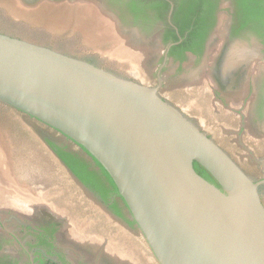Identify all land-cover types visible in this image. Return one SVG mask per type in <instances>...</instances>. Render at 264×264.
Masks as SVG:
<instances>
[{"label": "water", "instance_id": "1", "mask_svg": "<svg viewBox=\"0 0 264 264\" xmlns=\"http://www.w3.org/2000/svg\"><path fill=\"white\" fill-rule=\"evenodd\" d=\"M157 82L0 33V101L102 166L157 264H264V179H251Z\"/></svg>", "mask_w": 264, "mask_h": 264}, {"label": "flooded vegetation", "instance_id": "2", "mask_svg": "<svg viewBox=\"0 0 264 264\" xmlns=\"http://www.w3.org/2000/svg\"><path fill=\"white\" fill-rule=\"evenodd\" d=\"M164 1L168 3L165 14L155 0H92L105 18L116 26L123 43L139 51V56H144L147 76L154 77V82L147 81L145 84L156 86L157 78L160 77V90L164 83V73L170 70L172 77L177 76L179 80L190 78L193 80L190 85L209 93L210 101L240 114L238 133L242 131L250 134L258 141L264 139V0H216L215 25L202 41L200 53L183 49L174 55L169 53L170 48L181 43L183 37L171 16L174 2L179 3L181 0ZM198 1L202 3V12H206L210 0ZM204 22L203 25L209 24L206 15ZM172 30L177 41H171ZM165 37L168 38L166 41ZM168 45L170 47L165 54ZM178 55L184 58L180 60L176 57ZM189 66L197 72L183 75L184 69ZM151 68H154V72ZM228 101L237 104L232 107ZM28 119L37 122L44 130L38 132L39 136L69 181L71 191L65 187L62 196L72 192L70 198L77 197L88 208L93 205L100 210L98 216L89 217L85 219L86 223L77 225L73 222L74 215L62 205L55 206L52 202L49 205L41 202L33 204L30 189L28 193H20L18 190L21 175L16 172L14 166L18 168V164L15 165L12 159L10 166L7 162L8 166L0 169V264H142L143 254H146L148 248L144 242L143 246L139 243L140 247L133 248L131 239H127L126 233L135 232L137 236L139 231L121 197L112 193L103 201L95 190L83 184L69 170L49 143L73 154L86 164L88 171L99 174L101 171L95 160L58 131L34 118ZM51 130L61 140H54ZM204 132L214 138L210 131ZM2 145L0 166L5 164ZM262 160L264 158L258 162L262 175L251 177L255 181L264 179ZM26 177L27 183H32L28 186L35 189L34 180L29 174ZM105 185L111 188L106 182ZM37 192L42 197L45 191ZM114 203L119 212L111 206ZM74 214L78 215V212ZM121 227L125 229V234L120 233ZM132 252L137 256L132 255Z\"/></svg>", "mask_w": 264, "mask_h": 264}, {"label": "rangeland", "instance_id": "3", "mask_svg": "<svg viewBox=\"0 0 264 264\" xmlns=\"http://www.w3.org/2000/svg\"><path fill=\"white\" fill-rule=\"evenodd\" d=\"M93 4L95 3L92 0H0V33L35 44L47 45L67 55H76L123 78H133L143 83L154 82L153 76H147L144 56L142 54L139 56V51L130 49L131 53L139 56L135 57L129 54V51L125 52L122 48H117L120 42H123L121 35L117 33L116 26L105 18L101 9ZM115 43L117 46H114ZM157 50L160 51L159 48ZM92 52L100 55L102 60L97 61L86 56ZM151 71L154 72V68H151ZM196 72L197 70L189 66L184 69L183 75H193ZM171 73V70L165 71L164 83L159 90L160 95L181 109L204 131H210L213 139L250 177H260L262 171L258 162L264 158V139L258 141L255 136L244 134L242 131L238 133L240 114L237 111L222 108L219 103L210 101V94L203 89L193 88V85H190L193 80L190 78L179 80L177 76L172 77ZM228 104L234 107L237 102L228 101ZM28 118L0 101V145L3 144V148L6 146L4 161L8 160L9 164L13 159L15 165L18 164V168L17 165L14 167L21 175V184H17L21 189H18L20 193L24 191L28 193L30 189L33 204L41 202L49 205V202H52L55 206L62 205L74 215L73 222L77 225L86 223L89 217L98 216L100 210L97 209L98 207L92 205L88 208L85 203L77 200V197L70 198L73 196L72 192L71 195L62 196L65 187L71 191L69 181L64 176L65 172L57 163V159L39 136L38 132L44 130L37 122L31 120L32 123ZM51 137L57 141L61 140L52 130ZM8 164L0 166V169L2 170L3 167L5 169ZM28 174L34 180L35 189L30 187L31 181V185L27 183ZM60 188L62 190H59ZM43 189L45 194L42 193L41 197L37 191ZM259 193L264 204V185L259 187ZM76 212L78 215L74 214ZM117 232H119L118 228ZM125 232L121 227L120 233L125 234ZM126 235L127 239H131L133 248L140 247L139 243L143 246L139 234L136 236L135 232H132ZM125 238L126 236L124 240ZM136 251L140 252V250ZM134 254L135 252H132V255ZM143 256L142 264H157L149 249Z\"/></svg>", "mask_w": 264, "mask_h": 264}, {"label": "trees", "instance_id": "4", "mask_svg": "<svg viewBox=\"0 0 264 264\" xmlns=\"http://www.w3.org/2000/svg\"><path fill=\"white\" fill-rule=\"evenodd\" d=\"M155 1L158 7H161L163 9L164 14H165L168 8V3L164 0H155ZM216 2H217L216 0H210L209 2L210 5L208 9L206 10V12L204 11V13L202 12V9H200V6L202 3L198 0H181L179 3L174 2V8H173L171 20L177 26L179 34L183 37V40L181 41V43L177 45H173L170 48V51H169L170 54L174 55L176 53H179V51L181 50L183 51V49L190 50L196 53H200V47L203 44L202 41L206 37L207 32L211 30L215 25V21H216L215 8L217 4ZM159 13L161 14L160 11ZM205 15L208 16L209 24L203 25L205 24L204 22ZM170 37H172L171 41L178 40L173 30L171 31ZM166 39L168 38L165 37L164 40L166 41ZM44 46H47V45H44ZM49 48H52V47H49ZM70 56L79 58L76 55H70ZM86 56L92 59H95L97 61L102 60V58H100L96 54H93V55L87 54ZM176 57L179 58L180 60L184 58L183 55H178ZM49 144L52 147V149H54V151L59 156V158L69 168V170L83 184H85L90 189L95 190V192L98 194V196L103 201H106V198L108 197V195L112 193L118 194L116 187L113 184L112 180L110 179L107 172L102 168V166L98 162L95 161L101 171L99 172V174L94 171H88L86 168V164H84L83 161H81L79 158H77L73 154L69 152H64L61 148L55 146L51 142ZM194 168L202 176L210 180H213L210 177V175L196 162H194ZM105 182L108 183L111 186V188L107 187L105 185ZM111 206L115 209L116 212H119V209L117 208L115 203L111 204Z\"/></svg>", "mask_w": 264, "mask_h": 264}, {"label": "crops", "instance_id": "5", "mask_svg": "<svg viewBox=\"0 0 264 264\" xmlns=\"http://www.w3.org/2000/svg\"><path fill=\"white\" fill-rule=\"evenodd\" d=\"M118 44H119V42H118ZM114 46H117L116 43L114 44ZM118 47H120L119 49L122 48L125 52L129 51V54L132 52V51L130 50V48H129L128 46H126L122 41L120 42V45L117 46V48H118ZM119 49H118V50H119ZM115 51H116V50H115ZM118 52H119V51H118ZM121 54H122V53L119 52V55H121ZM131 54H132L133 56H135V57H136V56L138 57L137 54H133V53H131ZM121 56H122V55H121ZM123 57L126 58L125 55H123ZM123 57H122V58H123ZM127 59H129V58H127ZM133 59H135V58H133ZM129 60H130V59H129ZM4 148H6V146H5ZM4 148H3V157H2L3 160H4V156H5V154H4V153H5ZM5 161H6V160H5ZM5 161H4V163H5ZM4 163H3V164H4ZM5 164H7V161H6ZM9 166H10V164H9ZM139 236H140V235H139Z\"/></svg>", "mask_w": 264, "mask_h": 264}]
</instances>
